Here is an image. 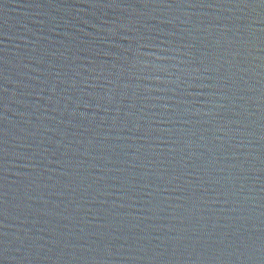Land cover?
Segmentation results:
<instances>
[{
  "label": "water",
  "instance_id": "water-1",
  "mask_svg": "<svg viewBox=\"0 0 264 264\" xmlns=\"http://www.w3.org/2000/svg\"><path fill=\"white\" fill-rule=\"evenodd\" d=\"M0 264H264V0H0Z\"/></svg>",
  "mask_w": 264,
  "mask_h": 264
}]
</instances>
